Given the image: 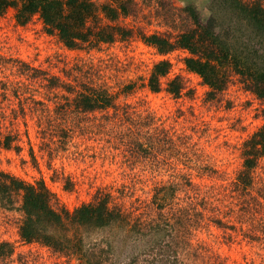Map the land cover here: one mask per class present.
<instances>
[{
  "label": "rangeland",
  "instance_id": "1",
  "mask_svg": "<svg viewBox=\"0 0 264 264\" xmlns=\"http://www.w3.org/2000/svg\"><path fill=\"white\" fill-rule=\"evenodd\" d=\"M93 1L100 5L109 0ZM133 2L134 10L121 15L116 23L133 28L135 34L118 36L113 42L94 48L87 45L69 49L57 34L46 30L39 14L26 24L17 22L13 7L0 15V123L3 134H11L17 140L16 147L0 149V172L26 182L44 181L58 208L74 210L92 201L97 192H112L126 209L139 207L141 200L144 212L147 206H155V183L168 180L169 170L181 162V157H170L168 161L165 158L153 166L135 162L128 144L98 127L102 113L85 114L69 103L84 83L106 87L118 95L116 114H129L135 119L130 122L149 116L150 122L191 135L205 148L217 172L195 177L204 188L198 198L202 199L198 202L201 205L197 206L204 214L201 220L193 217L190 225L178 224L174 230L141 228L148 247L136 245L133 254V238L142 235L134 231L126 245L114 248L116 255L106 248L102 264H264V204L254 208L251 220L238 217V207L226 204V199L234 201L226 193L242 167V144L264 124V101L246 89L235 73L223 92L209 98V87L186 67L185 58L190 55L186 49L161 54L137 35L139 30L178 33L192 26L193 18L183 10L189 5L194 7L198 20L206 23L218 6L214 8L213 0ZM109 22L101 21L100 16L90 20L91 25ZM228 25L227 20H217L218 30ZM162 59L172 62L171 73L163 81L180 75L190 92L176 97L165 89H149L147 82L153 65ZM53 75L61 78L59 87H48V78ZM128 84H134V88L126 89ZM151 161L147 163H156ZM256 174L255 192H260L264 185V158ZM14 198L11 205L0 202V243L8 241L13 247L3 264H80L78 256L22 240V193ZM177 206L182 214L190 211L189 200L186 202L184 197ZM152 227L162 231L163 237L150 238L156 231ZM250 229H256L260 238L245 233ZM83 236L86 248L99 255L101 250L95 245L106 234L85 231Z\"/></svg>",
  "mask_w": 264,
  "mask_h": 264
},
{
  "label": "trees",
  "instance_id": "2",
  "mask_svg": "<svg viewBox=\"0 0 264 264\" xmlns=\"http://www.w3.org/2000/svg\"><path fill=\"white\" fill-rule=\"evenodd\" d=\"M215 5L218 10L211 14L206 23L198 20L194 7L189 5L183 10L193 18L192 26L178 33L139 30L137 35L161 54L178 48L186 49L190 53L185 58L186 67L198 74L209 87V98L214 99L223 92L232 73H235L240 76L246 89L264 101V0H213L214 8ZM10 7L16 9L15 17L19 24H26L35 14H39L46 30L57 34L69 49L87 45L94 48L100 43L113 42L118 36L126 38L135 34L133 28L116 23L121 15L126 16L134 10L133 0H109L100 5L93 0H0V15ZM99 16L101 21L108 19L110 22L91 25L90 20ZM219 18L220 21L227 20L229 27L218 30ZM171 70V60L155 62L147 82L149 89L152 92L165 89L176 97L190 92L180 75L163 81ZM48 81V87L55 88L60 86L61 78L53 75ZM125 87L132 89L134 84ZM117 96L106 87L84 83L69 103L85 114L102 113L104 116L97 122L98 127L114 137L118 135L121 143L128 144L135 162L152 165L165 158L168 161L170 157H181V162L176 163L172 170L168 169L171 171L169 179L155 183L152 199L155 206L150 205V209L147 206V212H144L141 200L139 207L126 209L112 192H97L92 201L74 210L58 208L44 181L26 182L1 171L0 202L11 205L15 202L14 195L22 193L20 235L25 242H39L57 252L78 256L80 264H102V257H105L102 254L107 252L106 248L116 255L114 248L126 245L134 231L142 235L133 238V254L137 248L148 247L145 237H142L145 235L143 229L156 226L174 230L178 224L190 225L193 217L197 218L196 221L201 220L204 214L197 206L201 205L198 202H202V199L199 201L198 198L204 188L195 181V177L217 172L205 148L193 141L189 134H179L176 130L150 122L149 116L136 122H130L135 119H131L127 113L126 117L119 116L116 114L119 108ZM16 141L11 134H3L0 123V149H11L17 145ZM241 156L242 167L236 175L235 184L226 193L227 198L231 197L234 201L226 199V204L238 207V217L246 216L251 220L254 208L264 204V185L260 192H255L256 169L264 158V124L243 142ZM150 159L156 163H147ZM181 197L186 202L189 200L190 211L185 214L177 206ZM261 224L264 226V219ZM156 227L152 228L156 230ZM85 231L106 234L95 245L101 250L99 255L96 250L86 248ZM250 232L252 238H260L256 229L245 231L247 234ZM162 233L156 230L150 238L155 236L157 240L163 237ZM12 253L11 243L1 242L0 264Z\"/></svg>",
  "mask_w": 264,
  "mask_h": 264
}]
</instances>
